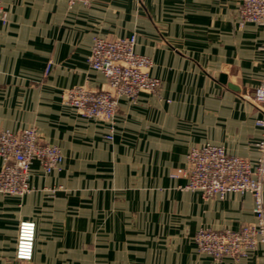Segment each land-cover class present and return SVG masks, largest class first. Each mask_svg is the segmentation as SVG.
Listing matches in <instances>:
<instances>
[{"label": "crops", "instance_id": "0c3cea01", "mask_svg": "<svg viewBox=\"0 0 264 264\" xmlns=\"http://www.w3.org/2000/svg\"><path fill=\"white\" fill-rule=\"evenodd\" d=\"M240 2L1 0L0 129L35 128L60 149L62 163L46 174L34 162L29 193L0 194V264L262 261L261 247L246 259L214 261L194 243L199 230L252 223L248 194L204 199L181 190L184 177H170L204 144L251 163L258 156L262 114L251 98L264 73V31L239 25ZM131 35L135 52L153 64L157 91L121 97L112 125L64 105L66 89L107 88L87 62L92 39ZM23 220L35 224L29 263L13 256Z\"/></svg>", "mask_w": 264, "mask_h": 264}, {"label": "built area", "instance_id": "2783aa9c", "mask_svg": "<svg viewBox=\"0 0 264 264\" xmlns=\"http://www.w3.org/2000/svg\"><path fill=\"white\" fill-rule=\"evenodd\" d=\"M68 7L75 4L87 6L91 0H63ZM6 15L1 8L0 21ZM238 23L253 24L264 31V0H241ZM135 36L110 40L96 36L92 39L87 58L88 65L100 72L107 80V88L89 90L73 87L61 93L64 105L73 108L78 115L87 119L112 125L121 97L135 101L142 93H155L159 80L152 76L151 60L135 52ZM48 69V68H47ZM252 106L262 114L255 122L263 129L262 138L255 143L257 158L251 163L238 156L229 155L221 146L204 144L192 147L185 155V167L170 174L172 179L184 177L183 191L198 192L204 199L219 200L228 194H248L252 200L253 221L237 230H199L194 243L199 253L220 261L246 259L258 247L262 248L264 264V73L253 90ZM110 141L112 137H105ZM37 162L42 171L49 174L60 169V149L42 141L35 128L18 132L0 129V194L23 196L31 191L29 185L31 166ZM35 224L30 220L18 223L14 246V260L29 263L33 256Z\"/></svg>", "mask_w": 264, "mask_h": 264}, {"label": "water", "instance_id": "95a60500", "mask_svg": "<svg viewBox=\"0 0 264 264\" xmlns=\"http://www.w3.org/2000/svg\"><path fill=\"white\" fill-rule=\"evenodd\" d=\"M219 82L222 84H226V77L224 75H220ZM227 86L231 88V85L228 84Z\"/></svg>", "mask_w": 264, "mask_h": 264}, {"label": "rangeland", "instance_id": "374dc122", "mask_svg": "<svg viewBox=\"0 0 264 264\" xmlns=\"http://www.w3.org/2000/svg\"><path fill=\"white\" fill-rule=\"evenodd\" d=\"M1 8H2V6H1ZM2 11H3V9H2ZM4 12V11H3ZM5 13V12H4Z\"/></svg>", "mask_w": 264, "mask_h": 264}]
</instances>
